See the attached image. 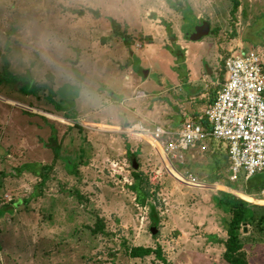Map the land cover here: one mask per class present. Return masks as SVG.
<instances>
[{"label": "rangeland", "instance_id": "obj_1", "mask_svg": "<svg viewBox=\"0 0 264 264\" xmlns=\"http://www.w3.org/2000/svg\"><path fill=\"white\" fill-rule=\"evenodd\" d=\"M231 9L232 0H0V264H162L131 257V246H160L172 264H228L231 213L215 201L227 191L223 143L168 159L132 128L179 129L191 95L199 122L230 50L264 60V0ZM202 21L210 35L187 39ZM32 164L50 167L42 178L24 169ZM246 182L243 173L234 191L254 218L241 228L244 254L264 264V191L249 195Z\"/></svg>", "mask_w": 264, "mask_h": 264}, {"label": "built area", "instance_id": "obj_2", "mask_svg": "<svg viewBox=\"0 0 264 264\" xmlns=\"http://www.w3.org/2000/svg\"><path fill=\"white\" fill-rule=\"evenodd\" d=\"M262 52H232L224 61L225 79L215 98L203 110L200 121L187 117L177 130L163 126L132 128L162 143L168 159L195 149H206L208 139L223 143L229 158V180H245L264 172V60ZM138 96H144L143 92ZM146 139L145 137H142Z\"/></svg>", "mask_w": 264, "mask_h": 264}, {"label": "trees", "instance_id": "obj_3", "mask_svg": "<svg viewBox=\"0 0 264 264\" xmlns=\"http://www.w3.org/2000/svg\"><path fill=\"white\" fill-rule=\"evenodd\" d=\"M239 7H240V0H232L231 13L236 14ZM188 11L189 10L185 12H188ZM91 12H94V11L91 10ZM111 24L113 28L112 30L115 33H118L120 29L119 24L115 20H112ZM167 29H168V33L172 37V40H174L175 37L173 35L172 29L169 24L167 25ZM189 30L190 29H188L187 32ZM122 36L124 37L125 43L128 46L131 45V41L129 40L130 37L127 34H123ZM149 40L151 39L149 38ZM172 52L173 54L176 55V57L180 60V62H184L185 60L184 50H182L179 46H177L176 49L172 50ZM221 148L223 149L222 145H221ZM223 150L226 153V156L228 157V153L226 149L224 148ZM218 153H220L219 150H218ZM215 160L217 164L219 165L220 159L217 153H216ZM49 167L50 166L48 165H41L39 168H36V165L32 164V165H26L24 169L30 172H33L34 174L41 176L43 178L44 172L48 170ZM221 179H222V176L219 173H216L215 176L212 178V181L217 182V181H220ZM238 181L231 182L229 178H227L226 184H225L227 191L222 192L221 197H217L215 201L218 207H223L229 210L231 213V219L227 223V226H226L227 240L225 244L226 250L224 253V259L226 260L228 264H249L244 254V244L241 240V228L244 222L254 220V218H250L248 216L250 203L242 198H239L234 193V191L236 190V184ZM135 189H136L138 203L145 206L147 204L149 194L145 192L144 190H142L140 186L135 187ZM262 191H264V172L252 176L246 182V193L247 194L253 195V194L261 193ZM78 197L82 198V196L80 195H78ZM150 218H151V223L153 225H158L159 219L153 207L151 208V211H150ZM260 221L264 222V215L261 216ZM101 228L103 229V226ZM214 237L215 236H213L212 238ZM128 253L131 257H134V258H143V257L154 254L155 257L162 262V264H172L163 254L162 248L160 246L156 248L144 247V246H134V247L131 246L128 248Z\"/></svg>", "mask_w": 264, "mask_h": 264}, {"label": "water", "instance_id": "obj_4", "mask_svg": "<svg viewBox=\"0 0 264 264\" xmlns=\"http://www.w3.org/2000/svg\"><path fill=\"white\" fill-rule=\"evenodd\" d=\"M211 25L208 21H202V23L200 25L197 26H193L190 28V30L187 32V39H189L190 41H201L203 38L207 37L210 35L211 33ZM208 73L212 74V70L210 68H208ZM149 74V71L146 70L144 73V78H147ZM133 163L135 165V168H138L139 165L136 162V159L134 158ZM152 232L156 233V228H152Z\"/></svg>", "mask_w": 264, "mask_h": 264}, {"label": "crops", "instance_id": "obj_5", "mask_svg": "<svg viewBox=\"0 0 264 264\" xmlns=\"http://www.w3.org/2000/svg\"><path fill=\"white\" fill-rule=\"evenodd\" d=\"M130 77H131V79H132V76H130ZM125 78H126V77H125ZM127 78H128V77H127ZM188 81L191 82V83L193 82V81L191 80V78H190V80H188ZM139 92H140V91H139ZM140 93H141V92H140ZM203 95H204V94H203ZM136 96H137V95H136ZM201 96H202V95H201ZM137 97H140V98H141V97H143V96H137ZM189 99H190V102H191V103H194V104H190V106L188 107V112H189V113H188V112H184L182 115H180V116L178 115V116H177V119H178V120H177V122H176V125L179 126V127L182 126L184 120H185L187 117L193 118V117H192L193 114L189 111L190 109H192L193 111H196V108L194 109V107H195V101H196V96L191 95V97H189ZM190 102H189V103H190ZM178 103H179V102H178ZM178 105H179L180 107H182L181 104H178ZM191 105H192L193 108H191ZM205 108H206V107H205ZM205 108H204V109H205ZM204 109H202V110H204ZM190 113H191V114H190ZM138 135H139L140 137H145V138H147L148 141H153L152 138H151L150 136L147 137L146 135H142V134H138Z\"/></svg>", "mask_w": 264, "mask_h": 264}, {"label": "flooded vegetation", "instance_id": "obj_6", "mask_svg": "<svg viewBox=\"0 0 264 264\" xmlns=\"http://www.w3.org/2000/svg\"><path fill=\"white\" fill-rule=\"evenodd\" d=\"M197 25H200V24H195L194 26H197Z\"/></svg>", "mask_w": 264, "mask_h": 264}]
</instances>
